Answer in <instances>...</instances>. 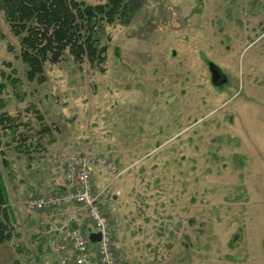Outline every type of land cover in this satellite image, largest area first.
Here are the masks:
<instances>
[{
  "label": "rangeland",
  "instance_id": "374dc122",
  "mask_svg": "<svg viewBox=\"0 0 264 264\" xmlns=\"http://www.w3.org/2000/svg\"><path fill=\"white\" fill-rule=\"evenodd\" d=\"M126 1L133 10L98 28L109 49L105 73L88 63L78 68L64 53L60 62L44 65L42 83L25 79L26 65L17 58L18 38L0 10V31L5 36L0 40V62L9 64L0 63L3 109L19 122H30L33 133L40 125L25 109L33 105L53 126L50 136H42L45 151L36 153L30 169L24 166V156L4 148L10 163L4 179L19 224L29 197L26 186L32 192L40 184L52 188L65 173L62 158L87 153L117 164L115 179L101 169L95 171L99 187L108 185L103 208L117 264H264L261 246H254L251 238L253 209L236 197L238 184H228L229 192L227 185L207 186L214 164L235 175L237 165L249 163L245 149L254 153L253 146L264 138L259 118L264 111L260 94L264 93V0ZM211 66L225 74L226 81L215 83ZM7 75L16 78L14 83ZM233 91L243 97L223 104ZM246 94L252 99L245 100ZM239 123L246 131L241 137L243 154L230 145L218 154L213 145L194 139L200 128L224 124L233 131ZM213 178L221 177L215 171ZM20 197L22 202L17 203ZM217 216L225 220L212 224ZM196 228L203 232L195 256L190 242ZM239 228V235H234ZM19 230L31 236L27 226ZM38 239L50 247L48 238ZM6 243L0 244V264L12 263ZM53 257L59 264V257ZM29 258L24 252L18 260L27 264Z\"/></svg>",
  "mask_w": 264,
  "mask_h": 264
},
{
  "label": "trees",
  "instance_id": "16d2710c",
  "mask_svg": "<svg viewBox=\"0 0 264 264\" xmlns=\"http://www.w3.org/2000/svg\"><path fill=\"white\" fill-rule=\"evenodd\" d=\"M125 1L106 0L105 3L90 5L79 0H0L3 18L11 33L18 38L17 58L26 65L25 79L42 83L45 80L44 65L60 62L64 53L69 55L78 68L88 63L99 73H105L109 49L102 42L98 28L104 24L111 25L115 19L122 20L131 8L133 10L132 4ZM4 38L0 31V40ZM6 49L12 51L11 45L7 44ZM0 63L7 67L9 65L5 61ZM0 74L4 76L3 71ZM5 77L11 83L16 79L9 75ZM2 86L1 83L0 92ZM3 108L4 103L0 98V244L19 239L22 234L18 213L9 200L4 179L3 171L10 166L4 148L13 150L17 156H24L29 168L37 159L36 153L45 151L42 136H50L53 127L44 121L42 114L33 105L29 104L25 108L28 113L35 115L40 125L33 133L32 128L28 127L30 122H19L16 115L9 114ZM12 245L16 253L21 252L15 241ZM38 245L37 252L42 249ZM11 264L19 263L14 260Z\"/></svg>",
  "mask_w": 264,
  "mask_h": 264
},
{
  "label": "built area",
  "instance_id": "2783aa9c",
  "mask_svg": "<svg viewBox=\"0 0 264 264\" xmlns=\"http://www.w3.org/2000/svg\"><path fill=\"white\" fill-rule=\"evenodd\" d=\"M61 164L64 175L56 178L50 189L40 184L24 202L26 211L40 214L48 208L60 211L77 206L88 220L90 233L99 234V239L94 242L89 239L87 232L81 228V220L76 215L78 211L73 209L74 213L65 214L67 220H39L38 237L29 248L32 250L40 243L38 238L46 237L51 254L59 257V264H117L109 216L103 208L108 185L94 189L92 184L93 171L96 169L103 170L112 179L117 178V164L109 158L78 152L64 156ZM32 255L34 257V251Z\"/></svg>",
  "mask_w": 264,
  "mask_h": 264
},
{
  "label": "crops",
  "instance_id": "0c3cea01",
  "mask_svg": "<svg viewBox=\"0 0 264 264\" xmlns=\"http://www.w3.org/2000/svg\"><path fill=\"white\" fill-rule=\"evenodd\" d=\"M260 94H264V93L262 91H260ZM246 95L248 98L244 97L245 100H251L252 99V95H250V94H246ZM240 96H242V95H240L237 91H233L229 97H227L226 99L223 100V104L226 102L230 103V102L234 101L235 99H238ZM228 98H230V99H228ZM191 108H190V110H191ZM196 110H197V108L193 107L191 111L194 112ZM259 118L261 119V122L262 121L264 122V111L260 110ZM228 122H229V120H227L225 122V124ZM232 125H233V123L228 124V126H232ZM238 127H240V128H238V129L236 128L233 131H231V130L227 131V129H225L226 125H224V124L221 125V127L217 126V127H211V128L206 127L204 129L200 128V132L198 135L195 132L194 139L196 140L198 138V140L201 141V144H205L207 146L213 145L214 151L218 152V154L222 153L224 148L229 146V145L234 147V151L236 153L243 154L242 148L244 146H243V141H242L241 137L246 136V131H245V128H243L241 123L238 124ZM208 128H210V129H208ZM193 132L194 131H192V133ZM255 144L256 145L253 146L254 153H252V151L250 149H245L244 153L249 157V163L237 165V171H236L235 175L238 174V177L236 178V181H231V179H230L232 176H235L232 173V169H227V171H226V168H223L222 165H219V167H216V164H214L211 174L213 172L215 173V171H217L219 173V177H221V178L220 179H217V178L210 179L211 174H208L207 175V182L209 183V185H207V186L211 187V189H216L220 186H221V188H224L223 185L228 186V184H235V183L238 184V186L236 187V192H237L236 197L237 198L239 197V199L243 201V203L246 205V207L250 206L253 209L254 231H253V235L251 238L253 240L254 246L256 245L259 248L261 246L260 249L263 251V254H264V248L262 246V243L264 241V138H260L259 143L258 144L255 143ZM196 145H197V143H196ZM240 152H242V153H240ZM216 155H213V157H215ZM32 164L33 163H31V165ZM31 165L28 169L31 168ZM24 166H26V164ZM227 173H228L227 178L229 179L230 182H228L226 180L227 178H224L225 174H227ZM93 185L95 186L96 189L99 186L98 183L96 182L95 173L93 174ZM240 186H241V190L239 189ZM26 190L28 192L27 194L29 197L35 193V190L32 192L29 185L26 186ZM230 190H231V187L228 186L227 192H229ZM24 195H26V193ZM224 200H225V198H222V201H224ZM16 202L17 203L22 202L21 197L19 199H17ZM218 207H219V209H222L223 205L220 204ZM15 209H17V208H15ZM73 209L78 211L76 213V215L81 220L82 230L84 232H87V235H89L91 230H90L89 225H88V220L84 216L83 210L78 209L77 206H74ZM73 209L72 208H63L60 211H58V210H53V209L48 208L45 210V212L40 213V214H33L34 216H31V217H30V215L32 213H28L26 210H24V213H23L24 218L22 221H20V226L22 225L24 228H25V226H27L28 229H30L32 232H30L31 236H28L25 233H22L20 235L19 239H14V241L21 248L20 253L15 252L14 247L12 245L14 243L13 240L9 241L7 243L5 242L7 244V247H8L7 250H5V251L10 253L11 257L13 258L12 262L14 260H17L19 264H23L22 262L20 263V261L18 260L19 255H21L24 252H27L29 254V256L31 257L27 264H30V263H32V264H57V260H56V258L53 257V255L49 251L48 246L46 247V246H44V244H42V245L40 244V246H42V249H40V251L37 252V248H39V245H37L35 247V250H34L35 257H33V255L31 256L32 250L29 247H30L31 242L34 241L38 237L37 235L39 233V227H38V221L39 220L42 219L46 222H50V221H55L57 219H62V218H64L65 214L74 213ZM18 218H19V216H18ZM224 220L225 219L222 220L217 216L214 219L212 224L218 223V222H223ZM208 221L210 222V220H207V222ZM209 222H208V224H209ZM199 226L201 227L200 223H199ZM217 228H219V226H217ZM202 232H203L202 228H196L195 230H191V235H193L192 236L193 241L190 243H191V246H195V248H194L196 251L195 256L198 255V240H199V237L202 235ZM204 232H206V234H208V235H213V236L216 235V233H213V232H208V231H204ZM239 232H240V228H239V230H236V233H234V235H237V233L239 235ZM232 237H231V239H232ZM41 238L47 239L46 237H41ZM23 239H25L26 244H28V243H30V244L25 246L24 243L22 242ZM231 239H230V241H231ZM230 241H229V243H230ZM239 242L240 241H238V243ZM233 246H234V243H233ZM36 255H37V257H36ZM252 255H253V253L251 254V259H252V257H254ZM36 259H37V261H36ZM254 263H255V259H254ZM3 264H8V263H3ZM258 264H259V262H258Z\"/></svg>",
  "mask_w": 264,
  "mask_h": 264
},
{
  "label": "water",
  "instance_id": "95a60500",
  "mask_svg": "<svg viewBox=\"0 0 264 264\" xmlns=\"http://www.w3.org/2000/svg\"><path fill=\"white\" fill-rule=\"evenodd\" d=\"M214 68H215V67H214ZM210 70H214L212 66L210 67ZM211 74H212V80H214L215 83H216V81H217V84H218V83H222V81H226V79H227L226 75L220 73L219 71H212ZM220 79H221V81H220ZM215 80H216V81H215ZM89 239H90L92 242H94V241H96V240L99 239V234H96V233L93 234V233H91V234L89 235Z\"/></svg>",
  "mask_w": 264,
  "mask_h": 264
},
{
  "label": "flooded vegetation",
  "instance_id": "af4514ba",
  "mask_svg": "<svg viewBox=\"0 0 264 264\" xmlns=\"http://www.w3.org/2000/svg\"><path fill=\"white\" fill-rule=\"evenodd\" d=\"M213 69H214V71H218V70H217L216 68H214V67H213ZM215 81H216V80H215ZM220 81H221V79H220ZM216 83H217V81H216Z\"/></svg>",
  "mask_w": 264,
  "mask_h": 264
},
{
  "label": "bare ground",
  "instance_id": "6f19581e",
  "mask_svg": "<svg viewBox=\"0 0 264 264\" xmlns=\"http://www.w3.org/2000/svg\"><path fill=\"white\" fill-rule=\"evenodd\" d=\"M64 220H67V219L64 218Z\"/></svg>",
  "mask_w": 264,
  "mask_h": 264
}]
</instances>
